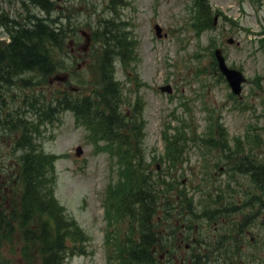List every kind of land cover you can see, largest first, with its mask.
<instances>
[{
  "label": "rangeland",
  "instance_id": "obj_1",
  "mask_svg": "<svg viewBox=\"0 0 264 264\" xmlns=\"http://www.w3.org/2000/svg\"><path fill=\"white\" fill-rule=\"evenodd\" d=\"M207 1L231 22L219 16L215 30L206 31L201 37L191 27V8L197 4V0L116 2L115 16L121 21L130 40L135 43L130 45L127 68L115 61L109 73L121 91L118 109L132 116L141 113L138 128L143 134V146L148 160L152 158L149 160L152 168L158 164L153 159L165 153L166 136L173 135L174 128L179 125L173 116L182 118L190 126L186 131L187 136L194 130L201 136L207 133L210 116H213L224 124L231 141L233 138H240L249 150L252 140L254 154L264 159V93L259 88L260 81L264 88V43L261 41L264 39V0ZM110 3L111 0L56 2V8L68 7L67 14H74L78 19L77 27L68 38V41H74V56L71 61L66 62L62 73H58L64 75V72H70V77L66 82L55 81L50 87H45L48 99L56 90L60 93H73L76 98L82 93L88 94L95 90L99 81L96 60L91 57L89 49L83 50L86 49V38L81 33L85 31L90 34L91 29L86 24L96 20L99 15L105 18L112 16L114 11L111 12L109 7L107 9ZM0 7L14 14L20 4L17 0H0ZM34 13L42 14L38 8ZM157 24L163 29V34H167L166 37L156 36ZM231 37L235 40L233 45L227 43V39ZM210 40H214L216 48L223 49L228 64L242 70L247 77L248 82L244 86L240 103L231 97L227 83L214 71L210 50L207 49ZM166 85L173 88L171 94L160 91V87ZM75 90L80 93L75 94ZM22 93L21 90L9 93L6 87H1L0 106L9 112L15 111L22 105L16 99L18 97L23 102ZM74 116L70 111H62L53 120L48 119L47 125L42 122L40 126V141L45 152L61 157L56 160L55 196L66 209V216L80 225L87 235L84 242L80 234V238L75 237L83 249L76 250L81 253L70 252L66 264H109V256L115 257L117 249L125 240L122 235L113 237L111 229L113 226L129 225V222L119 223L112 217L111 214L115 212L112 210L117 209L115 205L110 207L112 213L107 214L108 207L104 206V199L109 184L113 183L111 180H116L117 174L112 171L113 165L108 154L89 141V131L79 126ZM5 142L0 140L1 159L14 156L13 150L8 149ZM201 145L205 146L200 148L191 140L186 149L189 161L179 165L173 172L189 187L207 185L208 181L203 184L207 166L211 182L213 179L217 183L226 179L223 172H220L222 165H217L219 154L212 152L211 156H207L204 153L210 147L203 142ZM78 150L82 153L80 156ZM165 167L166 164H163V169ZM235 183L242 188L250 185L249 178L245 176H238ZM189 216L191 217V213ZM260 217L264 222V213ZM254 231L258 233V229ZM20 241L12 246L6 244L2 250H5L6 256L14 264H27L26 261L23 262L19 251ZM262 243L259 246L263 248H257L256 264H264V240Z\"/></svg>",
  "mask_w": 264,
  "mask_h": 264
},
{
  "label": "trees",
  "instance_id": "obj_2",
  "mask_svg": "<svg viewBox=\"0 0 264 264\" xmlns=\"http://www.w3.org/2000/svg\"><path fill=\"white\" fill-rule=\"evenodd\" d=\"M17 2L20 8L14 14L0 7V87L23 91V102L16 97L18 104L22 105L16 108L14 115L5 113L3 117L5 109L0 106V133H3L5 139L17 136L13 148L17 152L14 163L10 166L0 163V173L11 172L15 174L16 180L14 194L10 197L15 205L11 212L13 218L8 220L9 215L0 208V264H14L1 252L4 243L17 244L18 241L11 240L14 234L16 240H22L21 235L24 237L20 251L27 264H64L68 253L65 241L71 237L67 230H72V223L63 215L62 208L54 197L55 165L56 160L61 157L45 153L36 138L40 134L41 123L52 118L59 108L73 110L87 126H94L92 122L98 120L97 123L100 122L106 128L107 134L116 128L119 135L120 127L128 128V120L118 111L121 91L109 73L113 57L116 54L124 56L125 50H122L127 49V43L119 27L108 20L102 21L95 33L96 39L103 44V53L101 55L100 52L96 59L99 81L93 96L78 101L71 98L69 93H60L57 90L48 99L44 89L49 86L48 78L59 69H64L65 61L69 58L67 44L75 29V16L66 14L64 10L56 14L55 5L50 0ZM36 8L43 13L42 16L34 13ZM198 9L199 14L202 12L204 16L197 15L196 23L204 26V29H211L212 11L204 4H200ZM99 107H102L101 110ZM104 107L110 108V113ZM180 135L181 131H178V136ZM209 138L216 141L213 144L212 140H207L210 145L213 148L218 147L217 142L226 140L224 129L221 126L212 129ZM184 142L187 143L184 134L182 138L175 137L171 141L173 168L183 161ZM243 165L250 169L254 181L264 186V164L247 160ZM126 175L135 181V186L131 187L126 196V209L136 212L137 209L132 205L140 204L138 209L141 215V231H138L144 240L142 245L134 247L136 256H131V260L127 259L123 264H151V250L154 245L151 237L158 238L155 224L152 223L155 205L157 202L173 200L159 198L160 191L157 187L167 185L166 181L154 183L151 176L141 168L132 167L130 174ZM1 191L0 188V193ZM132 200L135 201L130 202ZM54 220L57 221L56 225ZM60 220L64 221L63 226L66 229L62 237L60 234L63 232L59 230L62 226ZM12 221L16 223L13 224Z\"/></svg>",
  "mask_w": 264,
  "mask_h": 264
},
{
  "label": "flooded vegetation",
  "instance_id": "obj_3",
  "mask_svg": "<svg viewBox=\"0 0 264 264\" xmlns=\"http://www.w3.org/2000/svg\"><path fill=\"white\" fill-rule=\"evenodd\" d=\"M205 234V233H203ZM174 251L165 252L160 256L165 261L166 255L171 258L169 264H192L190 259L197 248L200 234L197 228L191 231V227L182 224L180 229L171 237Z\"/></svg>",
  "mask_w": 264,
  "mask_h": 264
},
{
  "label": "water",
  "instance_id": "obj_4",
  "mask_svg": "<svg viewBox=\"0 0 264 264\" xmlns=\"http://www.w3.org/2000/svg\"><path fill=\"white\" fill-rule=\"evenodd\" d=\"M158 33L160 34V29L158 28ZM217 56L218 59L220 61V66L221 69L223 71V73L226 75L230 85L233 87V90L235 91V93L239 94L241 91V83L244 81V78L242 77L241 73L236 72L234 70H229L224 63V59L221 56V52L217 51ZM168 91H171L170 88H167ZM81 153V151H79V154Z\"/></svg>",
  "mask_w": 264,
  "mask_h": 264
},
{
  "label": "bare ground",
  "instance_id": "obj_5",
  "mask_svg": "<svg viewBox=\"0 0 264 264\" xmlns=\"http://www.w3.org/2000/svg\"><path fill=\"white\" fill-rule=\"evenodd\" d=\"M4 35H5V34H4ZM4 35H3V36H4Z\"/></svg>",
  "mask_w": 264,
  "mask_h": 264
}]
</instances>
